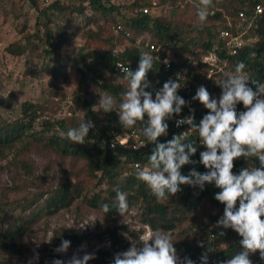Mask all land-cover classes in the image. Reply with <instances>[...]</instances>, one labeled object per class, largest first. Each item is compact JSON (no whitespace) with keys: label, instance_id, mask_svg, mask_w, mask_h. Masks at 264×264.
Masks as SVG:
<instances>
[{"label":"trees","instance_id":"obj_1","mask_svg":"<svg viewBox=\"0 0 264 264\" xmlns=\"http://www.w3.org/2000/svg\"><path fill=\"white\" fill-rule=\"evenodd\" d=\"M17 1L25 3V7L29 5L35 15L36 31L23 35V43H11L6 52L19 57L27 50L33 58L42 59L40 71L48 74L51 90L44 103L25 101L20 105L17 118L9 122L0 119V161H6L5 168L9 173L18 176L19 170L32 177L30 157L46 152L56 159L83 163V177L80 180L76 174L66 171L57 179L55 186L33 199L25 198V203L7 198L0 201V264H10L3 260L6 255L28 252L29 246L18 240L39 219L68 210L74 200L79 199L87 208L103 216L101 205L108 203L113 206L112 211L104 218L116 221L121 217L114 207L117 190L128 198L130 207L126 214L136 210L141 224L152 230H177L175 248L181 257H190L200 264V256L205 249L197 246L198 241H205L211 248L208 264H217L235 255L240 250L241 238L231 229L213 227L222 216L224 207L214 199L219 191L214 185H205L202 191L181 186L182 192L161 200L137 179L134 164L146 166L154 145L144 137L146 143L138 149L131 148L130 139L120 143L130 130H139L142 124L147 123V117L135 127L121 126L119 104L128 81L114 68L116 61L120 60L129 63L135 71L141 54L150 53L156 59L147 77L151 87L146 91L153 94V99L164 82L186 69L191 89L178 92V95L189 102L194 109L195 123H199L207 110L199 101L192 99L197 89L204 86L213 98H218L220 81L226 77L216 70L208 76L210 68L200 61L201 57L214 52L226 62V69L231 72L242 61L246 65L244 71L250 86L255 89L264 83V11L248 26L238 18L241 11L247 18L252 16L255 6L264 4V0H213V7L209 9L213 13H209L203 23L197 15L199 0H156V3L152 0H54L46 5L41 0ZM141 7L149 8L151 13H134ZM155 7H160L159 15L152 11ZM22 17L18 13L16 20ZM117 23L128 33L127 37L121 35L125 47L118 57L114 55L117 37L109 28ZM237 24L241 25L237 27ZM221 30H227L231 36L241 34L244 44L237 54H229L227 39L220 37ZM77 36L82 39L81 44L76 42ZM150 45L154 50L149 49ZM49 58L53 64L44 63ZM165 60L169 63L168 69L164 67ZM71 77L75 85L68 108L71 116L56 120L43 118V111L54 110L53 102L60 103L68 98L70 92L63 88L62 82ZM105 93L116 100L117 107L113 112L104 113L97 105ZM237 109L244 110L242 105H237ZM188 115L185 107L179 117ZM174 118L167 121L168 135L158 138V142H167L173 135L188 130L187 125L175 128ZM84 120L93 121L95 128L90 130L83 143H73L66 135L61 136V132L66 134L69 128L78 127ZM185 142L196 145L197 152L191 157L194 163L183 166L181 174L187 175L192 168L205 172L199 163V153L205 149L198 134L188 131ZM111 143L115 147H110ZM251 161H254L253 166ZM234 165L233 171L238 174L243 167H259V161L256 157L240 158L234 161ZM32 204L35 207L30 210ZM15 207L19 215L6 225L4 216ZM28 210L30 213L24 215ZM220 231L225 235L218 236ZM211 235H217L216 239L212 240ZM57 238L79 243L71 229L63 231ZM111 238H115L113 234ZM114 254L113 251L99 250L89 264H112ZM250 258L253 264H264L258 252Z\"/></svg>","mask_w":264,"mask_h":264},{"label":"clouds","instance_id":"obj_2","mask_svg":"<svg viewBox=\"0 0 264 264\" xmlns=\"http://www.w3.org/2000/svg\"><path fill=\"white\" fill-rule=\"evenodd\" d=\"M199 4L197 15L203 23L213 7V0H199ZM154 59L150 53L144 52L135 71L128 66L123 68V78L128 81V87L121 93L119 123L122 127H135L147 117V123L142 124L140 132L154 145L147 165H135L137 179L161 200L182 192L181 186L202 191L205 185H214L219 189L214 199L224 207L222 216L213 227L231 229L241 238L240 250L217 264H253L250 257L257 252L264 260V83L255 89L250 86L244 71L246 65L238 62L234 71L220 81L218 98H213L204 86L197 89L192 99L199 101L207 114L195 123L194 109L178 95V90L184 85L179 81H186L184 73H177L175 79L164 82L154 99L153 94L146 91L151 87L147 77L153 69ZM97 105L104 113L113 112L117 107L115 98L108 93L100 96ZM237 105H242L244 110L237 111ZM185 107L189 108V115L176 119L175 125H187L188 130L173 135L167 142H158V138L168 135L167 121L180 116ZM94 128L93 121L84 120L78 127L69 128L66 134H60L66 135L73 143H83ZM188 131L198 134L205 149L199 153V163L206 170L203 173L192 168L187 175L181 174L183 166L194 163L191 157L197 152L196 145L185 142ZM248 157H258L259 167H243L238 174L234 173V161ZM115 199L114 207L123 216L130 207L128 198L117 190ZM112 207L104 203L101 210L107 215ZM217 235L222 237L225 233L220 231ZM217 235H211L212 240ZM175 242L168 232L149 229L143 242L132 240L127 250L114 254L112 264H196L190 257L178 254ZM70 246V240H61L54 251L65 254ZM197 246L205 249L201 253L200 264H208L211 248L205 241H198ZM95 258V252H89L86 245H81L67 260L53 259L51 264H89ZM38 259L36 252L33 261Z\"/></svg>","mask_w":264,"mask_h":264},{"label":"rangeland","instance_id":"obj_3","mask_svg":"<svg viewBox=\"0 0 264 264\" xmlns=\"http://www.w3.org/2000/svg\"><path fill=\"white\" fill-rule=\"evenodd\" d=\"M152 2L156 3V0ZM159 8H152L155 15L160 14ZM18 13H21L23 17L16 20ZM34 18L35 15L29 5L25 7V3L17 0H0V119L8 122L19 116L20 105L23 102L44 103L51 90L48 74L40 71L42 59L33 58L27 50H24L23 55L19 57H13L6 52V48L11 43H23V35L36 31ZM76 42L81 44L82 39ZM121 46L124 48L125 43ZM45 62L53 64L54 61L49 58ZM62 83L63 88L70 92L68 98L60 103L54 99L56 101L52 106L54 110L43 111V118L49 117L56 120L68 119L71 116L68 108L71 105V90L75 88V85L72 77ZM30 163L32 177L26 176L19 170L16 171L18 176L13 175L5 168L6 161H0V167L3 168H0V201L7 198L25 203L27 202L25 198L33 199L42 191L55 186L57 179L66 171L76 174L80 180L83 177V163L72 159H56L51 153L32 155ZM34 207L32 204L30 210ZM30 210L24 215H28ZM18 215L19 210L16 207L12 212H7L4 216L6 225ZM67 229L72 230L79 243L72 241L67 253H57L54 250L61 243L57 237ZM176 231L168 232L174 241L177 239ZM148 232L149 228L141 224L136 210L112 222L105 219L100 212L87 208L77 199L72 202L68 210H61L39 219L25 236L18 240L29 246L28 252L22 255L9 254L4 256L3 260L10 264H30V261L32 264H51L53 259L67 260L81 245H86L87 250L95 254L99 250L118 253L127 250L132 240L143 242V237ZM111 234L115 237L113 248L114 239L111 238ZM36 252L39 254V259L33 261Z\"/></svg>","mask_w":264,"mask_h":264},{"label":"built area","instance_id":"obj_4","mask_svg":"<svg viewBox=\"0 0 264 264\" xmlns=\"http://www.w3.org/2000/svg\"><path fill=\"white\" fill-rule=\"evenodd\" d=\"M52 1H54V0H41L43 5H46V4H48V3L52 2ZM263 11H264V4H258V5L255 6L254 14L252 16H249L247 18V17H245L244 12L241 11V12L238 13V18L241 20L242 23H247L246 25L248 26L250 23H252L254 21V17L255 16H259L260 14H262ZM136 12L137 13L148 14V13H151V10L149 8H147V7H141V8H136L134 13H136ZM209 13L212 14L213 11H210ZM240 25L241 24H237L236 26L239 27ZM247 26H245L244 28H246ZM109 28H110L111 32L117 37V39L115 41L116 49L114 50V55L116 57H118L119 52H122L123 49H124L121 46L122 43H124V41H123L124 39L122 38L121 35H124V37H127L128 33L118 23L111 25ZM220 37L222 39H227V46L229 48V54L230 55L237 54L238 50L244 44V40L242 39L241 34H237L235 36H231L230 33L227 30H221L220 31ZM76 41H80L79 36L76 37ZM149 49L150 50H154V47L152 45H150ZM200 61L202 63H204V64L209 66L210 69L208 71V76H210L211 73L214 70H216L217 72H220V73H222L224 75L232 73L231 71L226 69V66H227L226 62L221 61L214 52H211L208 55H205V56L201 57ZM125 66L130 67V69L132 70V67H131V65L129 63L127 64V63L121 62L120 60H117L116 63H115L114 70L117 73L121 74V75H125L124 72H123V68ZM164 67H165V69H168L169 68V63H167V64L164 63ZM224 71H227V73H224ZM177 73H184L186 75V81H183V80L179 81L181 84H184V85L182 86V88L180 90H178V92H188L191 89V85H190V83L187 82V74H188L187 70L184 69V70H181L179 72H176L174 74V76L171 77V79H175ZM190 107H191V105H190ZM187 111L189 112V108L188 107H187ZM237 111H241V110L237 109ZM179 118H181V117L178 116V117L174 118V122L173 123H174V127L175 128H178L175 125V121H176V119H179ZM142 137L143 136L141 135L140 129L139 130H130L127 133L126 137L120 139V143H126L128 141V139H130L131 148L132 149H138L140 147H143L145 145V143H146L145 140ZM113 144L114 143H111L110 147H112ZM256 159H257V161H259L258 157H256ZM253 162L254 161L250 162V164L252 166L254 164ZM135 165L136 164H134V167H135Z\"/></svg>","mask_w":264,"mask_h":264}]
</instances>
